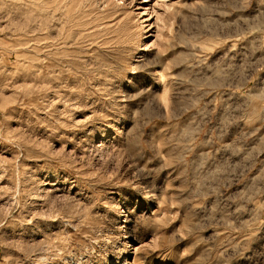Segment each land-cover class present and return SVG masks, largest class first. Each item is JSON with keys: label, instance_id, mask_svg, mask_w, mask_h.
<instances>
[{"label": "rangeland", "instance_id": "obj_1", "mask_svg": "<svg viewBox=\"0 0 264 264\" xmlns=\"http://www.w3.org/2000/svg\"><path fill=\"white\" fill-rule=\"evenodd\" d=\"M0 264H264V0H0Z\"/></svg>", "mask_w": 264, "mask_h": 264}]
</instances>
